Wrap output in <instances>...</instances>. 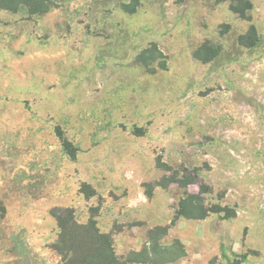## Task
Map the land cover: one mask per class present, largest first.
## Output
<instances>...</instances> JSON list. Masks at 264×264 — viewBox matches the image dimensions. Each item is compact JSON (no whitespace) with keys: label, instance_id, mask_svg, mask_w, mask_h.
<instances>
[{"label":"rangeland","instance_id":"obj_1","mask_svg":"<svg viewBox=\"0 0 264 264\" xmlns=\"http://www.w3.org/2000/svg\"><path fill=\"white\" fill-rule=\"evenodd\" d=\"M248 1L249 20L217 0L0 10V264H61L54 209L80 224L94 209L112 236L144 227L147 202L162 224L140 230L144 264L176 240L202 242L194 264H264V0ZM251 25L257 42L239 43ZM188 195L223 211L173 230ZM120 198L123 212L99 218Z\"/></svg>","mask_w":264,"mask_h":264},{"label":"trees","instance_id":"obj_2","mask_svg":"<svg viewBox=\"0 0 264 264\" xmlns=\"http://www.w3.org/2000/svg\"><path fill=\"white\" fill-rule=\"evenodd\" d=\"M219 2H228L229 9L240 18L249 20L248 12L252 9V3L248 0H217ZM51 0H0V10L16 11L24 7L31 15H41L47 13L51 8ZM123 9L127 12L134 13L135 8L129 5H124ZM239 43L254 46L257 42L256 30L253 25L249 27L248 32L238 39ZM64 150L71 159L75 158V154L70 145L64 140L61 141ZM89 189L87 186H82L80 193L87 199L95 193L93 190L86 192ZM147 197L150 193H146ZM194 197L188 195L187 198H182L178 202V208L174 214L170 225H174L179 217L187 219H203L209 213H219L223 211L221 208L207 209L204 207L195 208L193 205ZM194 210L198 212L194 214ZM94 209L88 221L84 224L78 223L74 218L72 208L54 209L51 215L54 217L57 228L58 238L52 245V249L58 253L61 258V264H126L128 263H151L146 257V250L143 248L140 252L131 253V257L125 261L122 260L116 253L113 245L112 236L109 233H102L97 227L95 221ZM167 227H156L155 231L161 235H165ZM173 252L164 253L170 254L166 261H161L157 264L165 262H175L180 258L185 257L186 253L179 241H174L172 244ZM154 249V248H153ZM176 252V253H175ZM245 259V256H241Z\"/></svg>","mask_w":264,"mask_h":264},{"label":"crops","instance_id":"obj_3","mask_svg":"<svg viewBox=\"0 0 264 264\" xmlns=\"http://www.w3.org/2000/svg\"><path fill=\"white\" fill-rule=\"evenodd\" d=\"M126 199L127 198H120L119 200L114 201L112 203V207L110 208V210L109 209H103L101 211V216L99 218H102V216H106V215H107V217L111 218L112 215L115 216V213L119 212V210H121V212H123L124 209H122V207L126 205V203H127ZM155 208H156L155 205H153V203H149V202L142 204L140 206V212L139 213L141 216H144V219H138V220H141V221L143 220L144 227H146V229H150L155 225H161L162 224V222L159 221L160 220L159 215L157 216V218L154 217L156 213H159V208H157L156 210H155ZM116 209L118 211H116ZM181 220L182 219H179V220H177V222H175V224L173 225V228H172L173 230H176V228L179 226ZM112 222L113 221H111V223ZM144 227L135 226L134 227L135 229L133 232H135V233L137 232L136 234L131 233V231H129V230H126L124 226H122V230L116 231L112 235V237H113L115 251L117 252V254H119L121 256H123V255L125 256L130 251L136 252V253L140 252L142 250V245H143V241H144L140 234H142L141 232H144V230H146V229H144ZM140 230H141V232H140ZM170 230H169V232H170ZM110 232H111V226L110 225H107L105 230L102 231V233H110ZM178 237L180 239H182L180 235H178ZM182 244L185 246V253H186L185 257H183L180 261H177V262H174L171 264H194L193 256L194 257L197 256V257L204 259V258L208 257V255H209V254L208 255H201L199 253V251H197V250H190V248L197 247L199 244H202V242H198L197 246L195 244V245H192L190 248L187 245H185L184 242H182ZM132 264H144V263H132Z\"/></svg>","mask_w":264,"mask_h":264}]
</instances>
